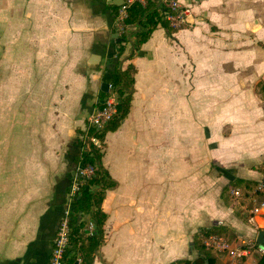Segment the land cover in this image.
Masks as SVG:
<instances>
[{
    "label": "crops",
    "instance_id": "1",
    "mask_svg": "<svg viewBox=\"0 0 264 264\" xmlns=\"http://www.w3.org/2000/svg\"><path fill=\"white\" fill-rule=\"evenodd\" d=\"M125 1L0 0V264H50L88 118L129 66L130 110L104 137L114 187L91 264H205L195 239L213 226L246 242L218 264H257L264 220L242 221L226 196L234 180H264V0H174L183 25H159L140 49L131 34L121 43L136 31L122 27Z\"/></svg>",
    "mask_w": 264,
    "mask_h": 264
},
{
    "label": "trees",
    "instance_id": "2",
    "mask_svg": "<svg viewBox=\"0 0 264 264\" xmlns=\"http://www.w3.org/2000/svg\"><path fill=\"white\" fill-rule=\"evenodd\" d=\"M168 12L169 10L162 3L158 4L156 0H146L145 5L139 2L133 3L127 8L124 24L128 27H135L136 31L124 34L121 38V43L127 42L129 34H131L135 39V49H140L150 39L159 25L171 30L169 21L166 19ZM122 52L123 49L121 48L119 55ZM135 73L136 70L133 66H129L125 71H116L111 84L120 95V113L105 130L97 133L94 130H90L89 133L96 138L98 143H89L86 150L79 155L78 162L80 166L82 168L91 166L95 171L92 177L82 180L80 195L72 201L69 216V243L64 253V264H75L78 260V258L76 260V256L79 253L83 255V261L86 264H91V257L103 242V226L107 217L100 207L106 191L114 187V183L111 182L109 175L101 165L104 137L107 131H115L120 126L130 110ZM103 96L106 97L107 93L103 94ZM262 181L264 185V180ZM259 185L260 182L257 181L234 180L232 182V187L242 190V196L235 201L229 194L226 196V202L233 208L237 216L243 213V215L247 214V219H249L251 217L249 211L252 208L253 198L264 199V190L262 192L256 191ZM87 215L93 221L91 223L93 232L86 235L81 231L85 227L83 218ZM231 234H233L232 231L226 226H213L201 230L195 239V247L200 259H203L205 264H218V257L221 254L206 247L204 240L210 236H219L229 240V235ZM174 264H194V262L184 260ZM257 264H264L263 255Z\"/></svg>",
    "mask_w": 264,
    "mask_h": 264
},
{
    "label": "built area",
    "instance_id": "3",
    "mask_svg": "<svg viewBox=\"0 0 264 264\" xmlns=\"http://www.w3.org/2000/svg\"><path fill=\"white\" fill-rule=\"evenodd\" d=\"M140 1L145 2V0H126L124 2L121 8L124 20L127 16V8L135 2L140 3ZM161 3L169 10V12L166 14V19L169 21V23L175 27L183 25L185 21L186 10H184L177 1L161 0ZM124 20L122 21L123 23ZM125 26V24H122L123 28H125ZM124 34H127L125 30ZM120 103V95L117 89H115L114 86L110 83L108 87V93L104 102L99 106V108H97L95 113L88 118V131L86 136L84 137V144L88 146L89 143H98L96 138L89 133L90 130H94V132L96 133L105 130L110 125V123L119 115ZM86 145L84 150H86L87 148ZM94 171V168L91 166L85 168L79 166L77 168L72 184V194L74 196L80 195L82 180L92 177L94 175ZM263 190L264 185L263 182H261L256 191L262 192ZM229 193L235 201L239 200V198H241L242 196V190L239 188H232L230 189ZM252 203V208L249 211L250 216H261L264 213V200H259L255 197L253 198ZM67 213L64 219L61 221L57 232L51 264H64V253L65 249L68 246L70 235L69 217ZM204 244L206 247L216 251L221 255H226L231 259L244 257L247 253L245 241H243L240 246H234L229 240L223 237L210 236L204 240ZM260 251L264 254V248H260Z\"/></svg>",
    "mask_w": 264,
    "mask_h": 264
},
{
    "label": "flooded vegetation",
    "instance_id": "4",
    "mask_svg": "<svg viewBox=\"0 0 264 264\" xmlns=\"http://www.w3.org/2000/svg\"><path fill=\"white\" fill-rule=\"evenodd\" d=\"M3 51H4V48H3V46L0 44V71H1V69H2V64H1V62L3 61ZM75 174H76V170H75ZM74 177H75V175H74ZM74 177H72V180H71V186H70V193H69V195L71 196V199H70V202H69V204H68V198H67V203H66V207H68V208H66V210H64V212H63V218L65 217V215H66V213H67V215H68V217L70 216V208H71V204H72V201L75 199V198H77L78 196H74L73 194H72V184H73V180H74ZM63 220V219H62ZM55 239H56V237H55ZM54 246H55V240H54V243H53V246H52V252H51V256H50V264H51V259H52V254H53V250H54Z\"/></svg>",
    "mask_w": 264,
    "mask_h": 264
},
{
    "label": "rangeland",
    "instance_id": "5",
    "mask_svg": "<svg viewBox=\"0 0 264 264\" xmlns=\"http://www.w3.org/2000/svg\"><path fill=\"white\" fill-rule=\"evenodd\" d=\"M76 170H77V168H76ZM260 172L261 173H264V168H260ZM262 200V199H261ZM264 200V199H263ZM253 204V203H252ZM236 215V214H235ZM237 216V215H236ZM238 218H240L242 221H246L247 222V218H248V216H247V214L246 215H243V213L241 214H239V216H237ZM260 217H262V219L264 220V213L260 216ZM260 223L259 224H262L261 226H264V222L263 221H261V219H260V221H259ZM236 234H231V235H229V240H230V242H232V244L234 245V246H240V242H236ZM226 256L225 255H220L219 257H218V259H219V261L220 260H222L223 258H225ZM220 263V262H219Z\"/></svg>",
    "mask_w": 264,
    "mask_h": 264
},
{
    "label": "water",
    "instance_id": "6",
    "mask_svg": "<svg viewBox=\"0 0 264 264\" xmlns=\"http://www.w3.org/2000/svg\"><path fill=\"white\" fill-rule=\"evenodd\" d=\"M123 6V5H122ZM108 87H109V82H104L102 84V91L105 92V93H108ZM70 199H71V196L68 195V204L70 202ZM257 244L260 246V248H264V230L261 231L259 234H258V237H257Z\"/></svg>",
    "mask_w": 264,
    "mask_h": 264
}]
</instances>
